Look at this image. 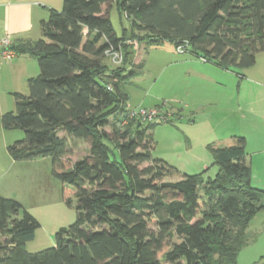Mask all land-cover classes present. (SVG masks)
<instances>
[{
    "label": "trees",
    "instance_id": "1",
    "mask_svg": "<svg viewBox=\"0 0 264 264\" xmlns=\"http://www.w3.org/2000/svg\"><path fill=\"white\" fill-rule=\"evenodd\" d=\"M113 5L130 22L120 35ZM142 40L186 44L204 60L243 70L264 51V0H63L41 22V37L13 45L39 72L1 116L2 128L24 133L7 151L15 161L49 157L68 203L74 189L76 218L56 231L54 246L29 252L24 244L39 222L0 195V264H236L250 219L264 210L246 140L211 147V179L165 180L177 169L153 156L147 131L156 122L130 117L124 90L142 71L143 62H133ZM108 49L120 51L121 62L106 61ZM70 140L88 147L74 162ZM252 264H264V255Z\"/></svg>",
    "mask_w": 264,
    "mask_h": 264
},
{
    "label": "rangeland",
    "instance_id": "2",
    "mask_svg": "<svg viewBox=\"0 0 264 264\" xmlns=\"http://www.w3.org/2000/svg\"><path fill=\"white\" fill-rule=\"evenodd\" d=\"M109 15L117 34L120 35L124 28L129 29V20L118 12L116 5L109 9ZM135 45L133 62L142 61L143 67L124 86L129 95L127 107L156 108L160 114H169L166 120L156 121L154 128L147 131L152 133L155 142L153 156L177 169L175 175L165 180H176L183 173H200L203 181L213 178L218 167L211 147L230 144L236 137L246 138L244 134L254 139L261 133L249 127H237L238 111L234 104L239 103L246 108L242 113L247 126V119L252 116L254 108L251 84L242 79L244 74L249 75V70L222 68L192 53L189 47L179 51L171 41L156 45L142 40ZM256 60L257 63L263 62L264 52L258 53ZM106 61L112 62L109 57ZM35 65L39 72L37 61ZM23 90L22 94H29L28 86ZM225 108L233 111L229 114V121L221 119ZM14 109V95H4L0 100V139L2 135L4 144L24 138L20 129L2 128V114ZM139 127L143 129L146 123ZM2 152L5 153V150L2 149ZM87 152L85 144L70 140L69 157L72 162ZM39 159L28 164L31 167L27 170L32 171L28 192L13 193L39 222L34 238L24 244L29 252L54 246L56 231L76 218L74 189L67 195L68 203L63 197L62 182L50 173V158ZM200 188L201 185L199 191ZM246 240L237 255L236 264H252L264 255V210L250 219Z\"/></svg>",
    "mask_w": 264,
    "mask_h": 264
},
{
    "label": "crops",
    "instance_id": "3",
    "mask_svg": "<svg viewBox=\"0 0 264 264\" xmlns=\"http://www.w3.org/2000/svg\"><path fill=\"white\" fill-rule=\"evenodd\" d=\"M62 5L63 0H0V38L9 36L14 46L23 41L38 39L41 37V22L48 19L52 10H61ZM134 47L136 48V45ZM36 61L34 57L28 54L15 51L11 60L1 64L0 100L6 94L15 92L22 94V91L25 92L23 89L28 86V78L38 74V69L35 65ZM246 70H249V75L245 76L244 74L242 79L245 78V82L247 81L251 84L254 108L252 116L247 119V126L245 125L246 118L242 113L246 108H243L244 106L242 107L239 103L234 104L238 111V116L236 117L237 127H249L252 131L258 130L261 132L254 139H249L247 134L244 135L246 136V148L248 149L246 160L251 166L252 184L264 189V61L257 63L256 60L255 64L246 68ZM223 110L225 112L221 119L229 121V114L233 111L229 108ZM3 140L4 138L1 135L0 195L20 202V198L13 193L18 192L21 194L22 190L28 192L32 179V171L27 170L31 165L28 164L40 159L13 160L7 151V146L10 143L4 144ZM2 149L5 150V153L2 152Z\"/></svg>",
    "mask_w": 264,
    "mask_h": 264
},
{
    "label": "built area",
    "instance_id": "4",
    "mask_svg": "<svg viewBox=\"0 0 264 264\" xmlns=\"http://www.w3.org/2000/svg\"><path fill=\"white\" fill-rule=\"evenodd\" d=\"M186 44H180L177 46L179 51H183L185 49ZM15 54V50L13 48V41L9 36H4L0 38V66L2 63L9 61ZM107 56L114 63L121 62L122 55L121 52L114 49H108L106 51ZM169 114H160L159 110L156 108H143L139 107L137 109H133L130 112V117H134L139 119L142 122H156L159 120H166Z\"/></svg>",
    "mask_w": 264,
    "mask_h": 264
}]
</instances>
